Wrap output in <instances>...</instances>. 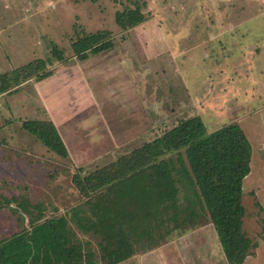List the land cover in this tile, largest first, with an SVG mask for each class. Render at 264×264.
Listing matches in <instances>:
<instances>
[{
	"label": "rangeland",
	"instance_id": "rangeland-1",
	"mask_svg": "<svg viewBox=\"0 0 264 264\" xmlns=\"http://www.w3.org/2000/svg\"><path fill=\"white\" fill-rule=\"evenodd\" d=\"M26 1L32 12L24 15L5 12L0 4L4 16L0 26L7 27L2 30L10 32L20 26L30 33L29 41L13 46V50L0 40V74L36 57L46 58L54 42L66 60L55 63L53 72L77 62L83 75L80 81L85 77V83L80 90L75 85L74 91L78 90L85 102L89 100L91 107L59 121L76 165L21 128L18 119L25 110L11 102L19 101L21 94L0 96L1 199L23 198L41 206L42 211L30 206L26 220L30 216L65 217L76 237L98 257V238L78 223L91 216V211L87 197L72 182L77 166H84L79 173L85 175L116 161L180 118L198 115L208 133L238 123L252 144L250 172L242 190L244 229L250 238L263 242L264 233L263 239L259 236L264 223V0H146L144 10L149 18L124 33L114 14L130 5L127 0ZM34 6L41 12H34ZM36 21L42 22L43 30L34 25ZM101 29L111 31L114 46L86 60L74 57L70 43L76 32ZM35 37L39 40L36 48ZM105 66L117 72L115 80L107 78L113 73H105ZM63 93L65 98L70 95L66 88L61 98ZM35 101L30 104L33 109L40 105L37 97ZM97 107L107 124L94 115ZM40 109L38 106L39 113H44ZM67 123H75L71 131ZM108 127L113 138H108ZM101 133L105 135H97ZM13 210L10 206L0 208V238L22 227L18 212ZM260 248L264 249V242ZM254 262L264 264V253L257 254ZM117 264L229 263L213 224L204 222L174 231L159 246L138 251Z\"/></svg>",
	"mask_w": 264,
	"mask_h": 264
},
{
	"label": "trees",
	"instance_id": "trees-1",
	"mask_svg": "<svg viewBox=\"0 0 264 264\" xmlns=\"http://www.w3.org/2000/svg\"><path fill=\"white\" fill-rule=\"evenodd\" d=\"M127 1L130 5L114 14L123 33L149 18L146 0ZM114 44L111 31L101 29L76 32L70 47L74 57L85 60ZM65 60L63 50L51 42L46 58L0 74V94L52 75L54 64ZM21 128L56 155L70 158L51 120H23ZM251 160L252 144L238 123L208 133L198 115L180 118L114 162L85 175L79 173L84 166H77L72 182L87 197L91 211L78 223L98 238V257L76 237L65 217L26 220L30 206L42 211L41 206L0 197V208L13 207L22 223L19 230L0 238V264H117L159 246L174 231L204 222L213 224L226 261L242 264L258 245L244 229L243 180ZM263 233L264 223L259 238Z\"/></svg>",
	"mask_w": 264,
	"mask_h": 264
},
{
	"label": "crops",
	"instance_id": "crops-1",
	"mask_svg": "<svg viewBox=\"0 0 264 264\" xmlns=\"http://www.w3.org/2000/svg\"><path fill=\"white\" fill-rule=\"evenodd\" d=\"M0 2H1L0 4L3 7L4 11L6 10L7 12H9V13L11 12L12 14H15V15L16 14L17 15H20V14L24 15V14L32 12V9L27 7V1L26 0H0ZM39 11L41 12V8L37 9V7L34 6V12H39ZM0 18L4 19L3 12H0ZM37 23H39V24H37ZM8 25L9 24H7V26ZM34 25L35 26L38 25L39 29L43 30V24L41 21L40 22L36 21ZM6 28L7 27L5 25H3V27L0 26V40L2 43L4 42V44L6 43L5 46L11 47L12 50L14 49L13 46L21 45L22 41H24V43H25V41H27V42L29 41L30 33L23 32L22 28L20 26H19L18 30H12L10 32H6V31L2 30V29H6ZM8 29H11V28H8ZM35 29H36V27H35ZM35 33H36L35 34V36H36L37 32L35 31ZM49 40H51V39H49ZM38 43H39V40L35 37L34 48H36V44H38ZM4 52L6 54V58L7 59L9 58V60H10L9 54H7L6 51H4ZM95 55H97V54H95ZM92 56H94V55H92ZM92 56L88 57L87 59L91 58ZM35 59H37V57ZM22 65H24V64H22ZM22 65H20V66H22ZM71 65H72L71 68H69L67 66H66L67 69L59 68L58 70H56L55 73L53 72L52 75H50L44 79H41V80L30 79L28 81H25V82L21 83L19 86H17L16 87L17 90L13 91L12 93H3V95L4 94H12V95H17V96L19 94H21L22 98L20 97L19 101L17 99L15 101H11L12 103H14V102L17 103L16 107H19V109L25 110V113H23V111H20V112H22V114H24V115L20 116L21 119H18L20 121L21 125H22L21 121L27 120V119L51 120L54 123V125L56 126L62 140L65 141V139L63 137V133H62L63 128L59 127L60 118H63L67 114L74 115V113H76L77 110L81 111V109L83 110V109H85V107H89V108L91 107L89 100H87V102H85L83 100L82 94L78 91V90H80L81 86L84 85V83H85V77H82V82L80 81V78H79L80 75L83 76L82 73L80 72L81 71L80 66L77 65V62H74ZM106 66L108 68L109 65L107 64ZM106 66H105V73H107V72L113 73V74H107V78L110 79V81L115 80L117 77L116 75H118L117 72L112 71L114 69L113 67H111L113 69L107 70ZM13 69H15V68H13ZM13 69H11V70H13ZM11 70H8V71H11ZM8 71H5V72H8ZM74 72L77 73L78 75L75 76ZM92 76L93 75H91V77ZM91 77H90V79H92ZM75 85H78V88H77L78 90L74 91V88L76 87ZM65 88L69 91L70 95H68L65 98L64 93H63V98H61L60 97L61 92H63ZM87 89H88L87 93L89 94L90 90H89V88H87ZM83 92L85 93L84 89H83ZM1 95L2 94H0V96ZM36 97L38 98V100L40 102V105L38 103V105H36V107L38 108V106H40V108H41L40 110L43 111L44 113H39L40 111L37 110V108L33 109L30 107V104L33 103V101H35ZM14 98H16V97H14ZM67 98H68V101L65 102ZM59 99L65 100L64 103L59 104V105L55 104V102L59 101ZM44 102H45L46 106H45ZM9 105H10V107L12 106L11 103ZM99 105H100V103H99ZM202 109L204 111L207 108H202ZM100 110H102L101 107H100ZM92 111H93V109H92ZM94 111H97V112H93L94 115H96V117H100V119L102 118V120L104 121L102 124H104V123L107 124L105 122V119H103L104 116L102 117V113L98 112V107ZM134 111H133V113H134ZM10 112H12V111H10ZM18 114H20V113L18 112ZM139 116L140 115L138 114V117ZM74 124L75 123H67L66 126H69V130L71 131V127ZM110 129H112V128L108 127V131H107L108 132L107 133L108 138L111 136H112L111 138H113V134L111 133L113 130L111 131ZM72 133L75 134V130ZM97 135H105V134L101 133V134H97ZM97 135H94V136H97ZM111 138H110V140H111ZM66 147H67L68 152H69V157L72 159V161L76 165H78V162H75V159H74L75 153L71 149L70 145L67 144ZM263 242H264V240H263ZM263 242L258 243V245H257L258 248L256 247L257 248L256 254L248 256L242 264H254L255 263L254 261L257 258V254L259 257L262 253H264V249L260 248L261 246H263Z\"/></svg>",
	"mask_w": 264,
	"mask_h": 264
}]
</instances>
